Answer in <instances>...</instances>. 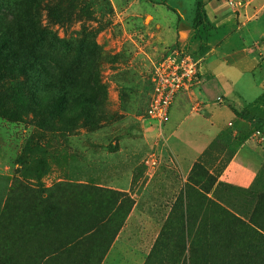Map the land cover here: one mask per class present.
Masks as SVG:
<instances>
[{
  "label": "rangeland",
  "instance_id": "374dc122",
  "mask_svg": "<svg viewBox=\"0 0 264 264\" xmlns=\"http://www.w3.org/2000/svg\"><path fill=\"white\" fill-rule=\"evenodd\" d=\"M114 1L0 0V4L23 2L28 4L30 19H36L41 27L45 28L51 39L46 40L42 45L43 53L61 59V74L72 81L77 92L73 109L78 114L81 110L80 91L84 86L88 64L90 61L94 62L92 67L97 71L96 78L104 88L107 113L105 121L101 120L102 123L94 125L93 128H83L79 124L80 128L75 130L72 137L67 132H47L39 127L37 118L30 110L23 81L18 79L0 84V264H3L4 255H9V251H5L7 246L11 250L10 253H13V262L10 264H81L82 262L80 253L83 250L75 251L69 259L63 251L61 257L48 260L45 254L49 244L48 239L42 241L38 236L28 232L26 226L23 233L25 237L23 240L20 239L22 225L20 221L15 220V212L9 213L5 211V207L13 191L12 188L16 190L12 195L15 200L23 194L24 185L32 190H40V185L50 188L61 182L90 183L104 188L109 186L120 188L124 174L133 170L135 177L132 188L136 191L139 187V176L167 175L172 187L174 180L177 182V193L181 194L165 199L166 208L172 210L169 220L164 225L165 229L157 230L159 233L157 246L164 244L165 236L172 238L171 244L176 243L179 246L176 238L179 236L181 224L186 219V214L183 218L182 215L186 213L187 206L192 211L191 221L199 220L197 216L204 208L200 202L202 201L199 197L200 190L189 180L182 187L179 166L175 161H171L172 156L167 149L164 126L161 129L148 113L153 95L154 65L179 50L175 47L168 49L154 65L151 63L147 65L135 42H140L146 25L150 24L151 30L155 28L152 17L149 16L146 23L126 21L121 16V12L123 6L130 0ZM142 4L136 2L133 12L143 8ZM158 9L165 11L163 7ZM186 9L192 10V16L194 15L193 3H189ZM13 11L19 18L25 15L21 6ZM188 14L190 15L191 12ZM167 16L171 19L174 17L173 14ZM163 24L166 26L168 22ZM31 30L35 35L38 32L35 28ZM223 31L228 32L230 40L226 42L223 50L219 49L208 56L205 64L207 67L213 65L214 68L217 67V74L226 68V74L236 81L237 70L231 65L237 59L234 55L228 57L224 53L239 46L238 38L234 37L230 29ZM219 34L218 37L223 36L221 32ZM237 34L241 35V33ZM262 76L263 72L259 68L257 78L261 80L264 78ZM262 81L264 82V79ZM235 90L247 95L245 89L238 84ZM245 98L235 103L249 104L253 96L247 95ZM253 109H255L251 113L253 119L264 116L261 108ZM233 149L234 144L229 148L223 163L210 174L220 176ZM260 151L261 148H258L257 152ZM153 159L157 160L156 166L151 165ZM199 163L204 164L209 171L206 161L201 160ZM201 176L202 173L193 175L194 185L199 182ZM203 187L209 188L210 183H205ZM216 189V198L224 202L228 208L240 209L245 214L250 213V203L246 206L245 189L225 182H222L218 188L216 185L213 190ZM184 191L188 196L186 210L183 202ZM63 194L67 197L63 195L64 200L77 196V192L72 191ZM127 195L130 198L128 193ZM58 198L61 205V194ZM204 204L206 205L205 202ZM198 227L197 223L195 228ZM153 231L151 230L149 235L151 242L155 238ZM165 242L170 243L167 240ZM33 250L37 253L34 254ZM26 251L28 256L24 259ZM167 252H170L172 257L165 263L170 264L167 262L177 260L179 247L175 245ZM226 256V252H222L214 257L218 264H224ZM150 264H162V261L154 259Z\"/></svg>",
  "mask_w": 264,
  "mask_h": 264
},
{
  "label": "trees",
  "instance_id": "16d2710c",
  "mask_svg": "<svg viewBox=\"0 0 264 264\" xmlns=\"http://www.w3.org/2000/svg\"><path fill=\"white\" fill-rule=\"evenodd\" d=\"M27 5L24 2L0 4V84L18 79L23 81L30 110L44 131L67 132L72 137L80 128L79 124L88 129L102 123L107 117L105 93L96 78L97 71L92 67L94 62L88 64L78 114L73 109L77 92L72 81L62 76L61 59L43 53L42 45L51 37L36 19H30ZM18 6L25 14L23 18L13 11ZM32 28L38 31L36 35ZM219 33L220 29L207 15L204 0H198L189 39L184 44L178 42L176 48L201 59L210 52ZM249 106L261 108L264 115V93L243 111H236L238 117L254 121L253 125L260 131L264 116L253 119L251 113L255 109ZM239 145V141L234 143L230 156ZM195 173H202V176L194 185L192 177ZM188 180L200 190V202L204 208L197 216L199 220L192 222V211L187 206L182 215L183 218L186 214V219L176 238L179 241L177 260L167 263L218 264L215 257L226 252L224 264H264V190L259 189L260 185L264 186V166L253 186L244 190L246 206L250 203V215L237 208H228L216 198L217 189H213L222 182L210 174L204 164L196 163ZM205 183H210V187H203ZM39 188L32 190L24 185L23 194L15 200L12 195L16 190L12 188L8 198L5 211H14L15 220L20 221V239L25 237L26 226L28 232L42 241L48 239L45 250L48 260L61 257L63 251L69 259L75 251L83 250L81 264H101L124 227L134 201L127 193L90 183L61 182L50 188L43 185ZM69 191L77 192V196L64 200L63 193ZM197 223L199 227L195 228ZM164 238L167 241L172 239L170 236ZM5 251L11 256L4 255L3 264H10L13 254L8 246ZM152 261L154 256L151 255L146 264ZM162 264H166L165 261Z\"/></svg>",
  "mask_w": 264,
  "mask_h": 264
},
{
  "label": "crops",
  "instance_id": "0c3cea01",
  "mask_svg": "<svg viewBox=\"0 0 264 264\" xmlns=\"http://www.w3.org/2000/svg\"><path fill=\"white\" fill-rule=\"evenodd\" d=\"M197 1L130 0L123 6L121 16L124 20L146 23L150 16L156 25L151 30L150 24H145L140 42L134 41L147 65H154L168 49L176 48L178 42H187L195 10L192 16V10L188 11L186 8L189 3H193L195 8ZM229 1L231 0H204L210 21L220 29L223 36L219 37L210 52L200 59L199 80L191 91L177 97L171 107L169 120L164 125L167 149L173 158L171 161H175L179 166L182 187L188 182L196 163L206 161L210 173H214L223 163L231 145L238 141L241 145L225 164L218 177L219 182L249 189L257 181L264 166V126L258 131L253 125L254 121L236 115V111H243L264 93V78H257L259 68L264 76V0H244L242 6L236 7L231 6ZM136 2L143 3V8L133 12ZM113 4L116 8L115 1ZM159 7H163L165 11L158 9ZM168 14H173V19L168 18ZM165 22H168V25L165 26ZM223 29H230L234 37L238 38L239 46L224 53L228 57H236V62L231 66L237 70L238 81L226 74V68L217 74V67H207L205 64L208 56L219 49L223 50L226 42L230 40V35ZM237 84L245 89L248 96H253L249 104L235 103L247 97L243 92L235 90ZM258 148H261L260 153L257 152ZM160 176H139V187L133 191L135 174L132 170L124 174L120 188L107 187L128 193L135 204L125 226L101 264H146L151 255L157 261H167L172 254L166 251L173 249L175 245L179 247L178 244H171V241L166 243L165 240L164 244L157 246V230L165 229L164 225L172 210L166 208L165 199L181 194L177 193L175 180L172 187L167 175ZM259 189L264 190V186L260 185ZM187 197L184 191L185 210ZM151 230H154L155 235L152 242L149 237ZM27 256L26 251L24 259H27Z\"/></svg>",
  "mask_w": 264,
  "mask_h": 264
},
{
  "label": "built area",
  "instance_id": "2783aa9c",
  "mask_svg": "<svg viewBox=\"0 0 264 264\" xmlns=\"http://www.w3.org/2000/svg\"><path fill=\"white\" fill-rule=\"evenodd\" d=\"M243 0L229 1V4L242 6ZM152 77L153 95L148 113L160 128L168 122L170 110L177 97L189 90L198 81L201 60L183 51H174L154 65ZM156 159L151 161L156 166Z\"/></svg>",
  "mask_w": 264,
  "mask_h": 264
}]
</instances>
